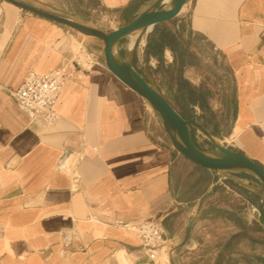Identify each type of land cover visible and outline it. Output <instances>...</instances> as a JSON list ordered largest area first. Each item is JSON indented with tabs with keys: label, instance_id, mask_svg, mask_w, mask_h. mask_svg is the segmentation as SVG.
Listing matches in <instances>:
<instances>
[{
	"label": "crops",
	"instance_id": "obj_1",
	"mask_svg": "<svg viewBox=\"0 0 264 264\" xmlns=\"http://www.w3.org/2000/svg\"><path fill=\"white\" fill-rule=\"evenodd\" d=\"M162 28L178 45L147 53ZM119 48L138 53L171 104L188 101V114L177 112L190 126L264 167V0H189ZM76 62L54 124L11 96L29 71ZM262 210L253 174L213 171L173 148L147 101L106 67L102 40L0 0V264H137L133 227L144 219L162 228L160 264H264Z\"/></svg>",
	"mask_w": 264,
	"mask_h": 264
},
{
	"label": "water",
	"instance_id": "obj_2",
	"mask_svg": "<svg viewBox=\"0 0 264 264\" xmlns=\"http://www.w3.org/2000/svg\"><path fill=\"white\" fill-rule=\"evenodd\" d=\"M13 5L48 20L68 26L78 32L103 41V58L106 67L130 89L135 91L150 105L161 120L173 148L192 162L213 171L245 170L253 174L262 185L263 210L258 215L264 223V167L248 156L234 151L203 132L212 148L205 151L193 141L190 131L192 120L183 118L167 98L145 78L118 49L120 41L139 30L174 19L189 0H169L167 7L158 1L130 22L121 24L111 31L86 25L74 19L55 14L19 0H6Z\"/></svg>",
	"mask_w": 264,
	"mask_h": 264
},
{
	"label": "built area",
	"instance_id": "obj_3",
	"mask_svg": "<svg viewBox=\"0 0 264 264\" xmlns=\"http://www.w3.org/2000/svg\"><path fill=\"white\" fill-rule=\"evenodd\" d=\"M78 65L80 63L76 62L72 68L69 63H64L44 73L29 71L21 85L11 91V96L32 116L52 125L59 118L55 106L62 88L74 77ZM133 228L143 250V257L137 264H160L165 254L161 226L152 219H144Z\"/></svg>",
	"mask_w": 264,
	"mask_h": 264
},
{
	"label": "rangeland",
	"instance_id": "obj_4",
	"mask_svg": "<svg viewBox=\"0 0 264 264\" xmlns=\"http://www.w3.org/2000/svg\"><path fill=\"white\" fill-rule=\"evenodd\" d=\"M43 3H49L48 6L51 8L59 9L63 12V14L71 19H74L76 21H79L81 23H84L86 25H90L93 27L100 28L104 31H110L113 28H117L119 25L124 24L132 20L137 14L140 13V11L151 8L154 4L155 0H147L144 3H139L135 0L134 4V10L131 11V13L127 16H123L124 13V7H113L112 0H41ZM161 2L165 1L162 6L167 7L168 0H160ZM138 5V6H137ZM138 7V10L136 9ZM137 10V11H136ZM136 11V12H135ZM194 40H196L194 38ZM205 46V51L206 50ZM118 49L120 50L119 46ZM208 49V48H207ZM80 49L77 47L75 48V54L78 57V54H80ZM211 54V51H207ZM125 53V52H124ZM126 56L130 61H133V55L126 53ZM76 57V56H75ZM83 57L80 55V60H82ZM134 65L136 66L137 70L150 82V84L158 89L161 93L163 92V88L160 84L154 80V78L151 75H148L146 64L140 60V57L138 53H136V59H134ZM204 69L207 70V72L212 71L211 62H206L204 64ZM210 86H207V92L210 96H212V92L217 90V86L214 84H211V81L207 79ZM206 87V86H205ZM163 94V93H162ZM170 98L172 104L176 108L178 112L181 114H188L189 105L188 101L181 100V99H174L172 100ZM150 106V105H149ZM157 115V114H156ZM158 120L160 121V118L157 115ZM227 129V125H223L220 129L216 128L217 130H221L222 132H225ZM198 129L195 126H191V132L192 137L196 144H198L203 150L208 151L212 148L211 142L208 140V138L202 133L201 130L199 132ZM207 257V255H205Z\"/></svg>",
	"mask_w": 264,
	"mask_h": 264
},
{
	"label": "trees",
	"instance_id": "obj_5",
	"mask_svg": "<svg viewBox=\"0 0 264 264\" xmlns=\"http://www.w3.org/2000/svg\"><path fill=\"white\" fill-rule=\"evenodd\" d=\"M134 4H135L134 1H132L128 6H126L124 8L123 16L129 15L131 13V11L134 10ZM165 44H169V45H172V46L173 45H178L176 40L174 39L173 35L171 34V32L169 30H167L166 28H162L159 31V34H158L157 37L151 38V39L149 38L148 43L146 45L145 51L147 53H151L153 55H159L161 53L162 48H163V46ZM120 51H121L122 54H124V50L123 49H120ZM132 55H133V61H134V59H136V52L133 51ZM133 61H131V63L135 67ZM189 96L193 100H196L197 98H200V100H201L203 98V96L201 94L199 95V94L195 93L194 91H190L189 92ZM190 131H191V126H190Z\"/></svg>",
	"mask_w": 264,
	"mask_h": 264
},
{
	"label": "bare ground",
	"instance_id": "obj_6",
	"mask_svg": "<svg viewBox=\"0 0 264 264\" xmlns=\"http://www.w3.org/2000/svg\"><path fill=\"white\" fill-rule=\"evenodd\" d=\"M168 2H169V0H168Z\"/></svg>",
	"mask_w": 264,
	"mask_h": 264
}]
</instances>
